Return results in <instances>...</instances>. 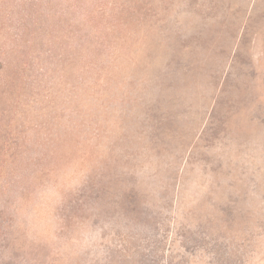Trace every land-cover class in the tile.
<instances>
[{"label": "rangeland", "instance_id": "obj_1", "mask_svg": "<svg viewBox=\"0 0 264 264\" xmlns=\"http://www.w3.org/2000/svg\"><path fill=\"white\" fill-rule=\"evenodd\" d=\"M0 264H264V0H0Z\"/></svg>", "mask_w": 264, "mask_h": 264}, {"label": "trees", "instance_id": "obj_2", "mask_svg": "<svg viewBox=\"0 0 264 264\" xmlns=\"http://www.w3.org/2000/svg\"><path fill=\"white\" fill-rule=\"evenodd\" d=\"M0 67L2 68V67H3V65H0Z\"/></svg>", "mask_w": 264, "mask_h": 264}]
</instances>
